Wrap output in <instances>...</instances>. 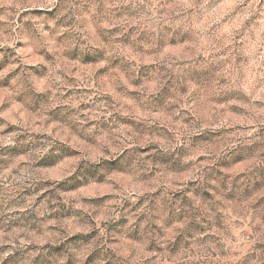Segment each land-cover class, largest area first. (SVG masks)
<instances>
[{"label": "clouds", "instance_id": "9594fccd", "mask_svg": "<svg viewBox=\"0 0 264 264\" xmlns=\"http://www.w3.org/2000/svg\"><path fill=\"white\" fill-rule=\"evenodd\" d=\"M0 264H264V0H0Z\"/></svg>", "mask_w": 264, "mask_h": 264}]
</instances>
